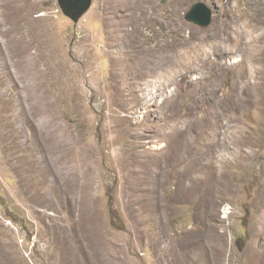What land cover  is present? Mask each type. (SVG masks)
Wrapping results in <instances>:
<instances>
[{
	"label": "rangeland",
	"instance_id": "374dc122",
	"mask_svg": "<svg viewBox=\"0 0 264 264\" xmlns=\"http://www.w3.org/2000/svg\"><path fill=\"white\" fill-rule=\"evenodd\" d=\"M0 264H264V0H0Z\"/></svg>",
	"mask_w": 264,
	"mask_h": 264
},
{
	"label": "water",
	"instance_id": "95a60500",
	"mask_svg": "<svg viewBox=\"0 0 264 264\" xmlns=\"http://www.w3.org/2000/svg\"><path fill=\"white\" fill-rule=\"evenodd\" d=\"M92 0H57L58 5L64 15L73 21L90 7ZM211 10L204 3L194 2L185 18L201 26H206L210 22Z\"/></svg>",
	"mask_w": 264,
	"mask_h": 264
},
{
	"label": "bare ground",
	"instance_id": "6f19581e",
	"mask_svg": "<svg viewBox=\"0 0 264 264\" xmlns=\"http://www.w3.org/2000/svg\"><path fill=\"white\" fill-rule=\"evenodd\" d=\"M219 50V49H218ZM222 50V49H221ZM77 234V233H76ZM75 238V237H74ZM81 239V238H80ZM70 240V239H69ZM82 241V240H81ZM70 242V241H69ZM83 242V241H82ZM77 245V244H76ZM84 246V245H83ZM70 248V247H69ZM74 248V247H73ZM72 250V249H71ZM80 251V250H79ZM82 251V250H81ZM87 252V251H86ZM74 254V253H73ZM87 254V253H86ZM85 255V254H84Z\"/></svg>",
	"mask_w": 264,
	"mask_h": 264
}]
</instances>
